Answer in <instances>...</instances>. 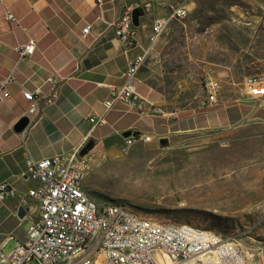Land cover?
<instances>
[{
    "label": "crops",
    "instance_id": "1",
    "mask_svg": "<svg viewBox=\"0 0 264 264\" xmlns=\"http://www.w3.org/2000/svg\"><path fill=\"white\" fill-rule=\"evenodd\" d=\"M130 4L141 14L135 44L127 47L119 41L111 23L120 19L124 8ZM180 4L188 8L189 15L196 7L195 0H104L102 5L96 0L0 1V183L7 181L17 191L16 196L0 200V248L3 251L9 252L18 241H24L31 221L39 215L40 202L29 195L38 181L25 174L28 155L35 160L66 155L84 142L92 143L93 154L116 152L121 145L126 150H140L154 148L160 140L155 138L127 147L125 132L168 137L230 129L248 120L264 122V96L247 92L245 79L253 72H243L246 95L238 101H218L205 108L170 106L166 107L169 112L165 115L141 114L138 108L117 102L108 112L105 125L92 126L89 117L105 112L104 101L112 87L125 84L128 59L151 46L146 62L132 83L138 95L150 103L163 105L171 102L172 86L175 91L181 86V81L171 83L173 76H180L188 86L186 79L192 74L202 73L206 78L217 80L230 75L231 64L223 56L229 53L228 47L237 36L242 35L248 41L250 55L252 49L256 51L257 47L264 46L263 20L246 22L243 29L228 21L204 25L196 45L192 47L187 41L186 54L180 57L171 54L177 43L165 33L152 44L154 20L168 15L173 6ZM7 9L15 15L17 23L6 19ZM89 24L91 30L84 36L83 28ZM199 25L196 22L197 29ZM31 39L36 44L34 53L20 60L15 46ZM255 57L264 59V53H256ZM53 75L60 79L56 87L48 80ZM22 86L30 90L39 87L44 102L42 117L30 130L25 145L15 129L30 107V102L22 95ZM4 90L11 96L3 97ZM54 90L57 96L47 103L45 99ZM21 208L23 214L19 212Z\"/></svg>",
    "mask_w": 264,
    "mask_h": 264
},
{
    "label": "rangeland",
    "instance_id": "2",
    "mask_svg": "<svg viewBox=\"0 0 264 264\" xmlns=\"http://www.w3.org/2000/svg\"><path fill=\"white\" fill-rule=\"evenodd\" d=\"M195 1L189 17L172 21L165 31L177 43L171 49L173 55H185L187 41L194 47L204 25L228 21L243 29L246 22L264 21V0ZM247 42L237 36L223 56L233 75L219 80L218 99L223 103L246 95L243 72L264 71V59L255 57L264 53V46L252 49L250 55ZM179 77L170 79L171 83L181 81V86L178 91L172 86L171 102L164 106H198L208 78L192 74L185 86ZM165 138L166 144L159 142L154 148L126 150L121 145L116 152L94 153L93 168L86 177L89 191L156 220L191 223L235 236L251 264H264V122L248 120L230 129ZM179 175L183 180L176 182Z\"/></svg>",
    "mask_w": 264,
    "mask_h": 264
},
{
    "label": "built area",
    "instance_id": "3",
    "mask_svg": "<svg viewBox=\"0 0 264 264\" xmlns=\"http://www.w3.org/2000/svg\"><path fill=\"white\" fill-rule=\"evenodd\" d=\"M96 2L102 5L104 0ZM133 10V4L126 6L120 19L111 23L119 41L127 47L135 44L137 34ZM188 16V8L180 4L173 6L168 15L156 18L151 43L155 44L161 38L172 21ZM5 17L17 23V18L9 9ZM90 30L91 25H86L84 36ZM35 48L34 39L15 46L20 60L31 56ZM151 49L152 46L128 59L125 84L119 88L112 87L104 101V113L89 117L93 127L107 123V114L117 102L129 108H138L141 114L165 115L169 112L163 104L150 103L138 95L132 83ZM48 80L55 87L60 82L55 75ZM245 87L250 95L264 96V72L248 75ZM220 89L219 80L208 78L198 107L216 105ZM22 95L30 102L25 115L28 123L19 132L25 145L30 130L42 117L44 102L39 87L30 90L22 86ZM10 96V92L4 90L3 97ZM56 96L54 90L45 101L51 103ZM155 138L161 140L165 136L133 134L125 137V146L151 142ZM86 144L82 143L66 155L40 160L27 156L25 174L38 181V186L30 190L29 195L39 200V215L31 221L24 241H18L9 252L0 248V264H251L243 243L235 236L129 215L122 211V203L95 197L85 185L86 177L93 168L94 156L91 150L81 154ZM16 195V189L9 182L0 183V200ZM22 202L26 204L25 198Z\"/></svg>",
    "mask_w": 264,
    "mask_h": 264
},
{
    "label": "water",
    "instance_id": "4",
    "mask_svg": "<svg viewBox=\"0 0 264 264\" xmlns=\"http://www.w3.org/2000/svg\"><path fill=\"white\" fill-rule=\"evenodd\" d=\"M141 14V11L139 10V9H135L134 10V13H133V21H134V24L137 26L138 25V16ZM27 123H28V117L27 116H23L17 123H16V125H15V129L18 131V132H20V131H22L24 128H25V126L27 125ZM131 135V132L130 131H128V132H125L124 133V136L125 137H127V136H130ZM160 142L162 143V144H166L167 143V139L166 138H163V139H161L160 140ZM92 149V143H87L86 145H85V147L82 149V151H81V154H86L89 150H91ZM20 213H22L23 214V212H24V210H23V208H21L20 209V211H19Z\"/></svg>",
    "mask_w": 264,
    "mask_h": 264
},
{
    "label": "bare ground",
    "instance_id": "5",
    "mask_svg": "<svg viewBox=\"0 0 264 264\" xmlns=\"http://www.w3.org/2000/svg\"><path fill=\"white\" fill-rule=\"evenodd\" d=\"M181 178H182L181 175H179L178 177H176L175 178L176 182H179L181 180ZM122 211L128 212L129 215H133V216L148 217V216H144V215L139 214L138 212H136V211L132 210L131 208H129L128 206H126L125 204H122ZM149 218L152 219V220H156V219H153L151 217H149ZM164 222L165 223H175L173 221H164ZM176 223L185 224L190 229H197V228H199V229L204 230V231H215V230L208 229V228L198 227V226H195V225H193L191 223H186V222H176Z\"/></svg>",
    "mask_w": 264,
    "mask_h": 264
}]
</instances>
